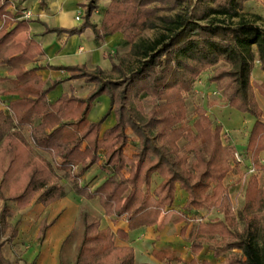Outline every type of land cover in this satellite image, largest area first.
<instances>
[{"label":"trees","instance_id":"obj_1","mask_svg":"<svg viewBox=\"0 0 264 264\" xmlns=\"http://www.w3.org/2000/svg\"><path fill=\"white\" fill-rule=\"evenodd\" d=\"M100 1L79 4L84 12L80 26L47 32L74 36L90 29L97 42L120 32L131 43L130 54L139 65L128 75L112 65L121 75L118 80L104 79L100 68L88 71L76 65L45 66L65 71L68 77L43 81L39 68L26 69L43 55L41 47L33 41L20 53L9 47L27 30V21L16 22L11 30L0 29V65L8 68L9 75L0 79V96H17L7 111H0V264H10L2 249L18 237L20 221L9 224L15 211L31 204L50 206L65 196L54 170L63 173L71 192L86 200L97 199L104 216L125 221L129 231L157 225L161 215L173 209L177 190L183 191L186 199L174 221L184 224L182 236L190 225L187 241L193 259L186 263L169 249L154 250L160 262L210 264L195 259L206 249L222 259L218 264H264V184L257 176L264 174L260 161L264 119L254 97L256 89L264 99V83L251 80L257 64L264 76V20L253 15L249 21L243 12L245 4L254 0H108L97 27L90 17ZM40 3L44 6V0ZM8 5L9 0H0V19L7 16ZM157 27L163 32L152 40H135L136 31ZM213 68L208 81L220 93V102L255 119L244 153L256 175L245 177L242 205L236 210L224 180L232 170H240L241 165L233 163L237 150L206 110L195 106L191 113L184 97L193 81ZM74 80L94 87L84 98L70 93L48 102L53 89ZM101 96L109 99V109L90 122L89 111ZM139 97H148L144 117L139 108L131 107L134 99L141 105ZM218 103L211 100L208 106ZM112 110L115 123L101 133ZM191 115L195 118L187 123ZM128 129L138 141L131 156L125 154ZM22 130L28 132L30 148ZM31 149L49 155L51 162L30 159ZM94 165L106 173V179L91 189L81 179ZM153 176L160 181L151 190ZM201 210H215L222 218H196ZM57 218L41 223L40 241ZM79 218L82 231L74 264H134L133 248L115 244L123 232L114 235L100 229V218L88 213Z\"/></svg>","mask_w":264,"mask_h":264},{"label":"rangeland","instance_id":"obj_2","mask_svg":"<svg viewBox=\"0 0 264 264\" xmlns=\"http://www.w3.org/2000/svg\"><path fill=\"white\" fill-rule=\"evenodd\" d=\"M264 0H254L245 4L243 12L245 18L249 21H253L252 16L257 15L264 20ZM98 9L94 11L90 17V22L95 24L97 27L101 25L102 18L104 15V10L109 6L108 0H102L98 2ZM81 8V7H80ZM79 15L81 17L80 21L76 23L78 26L82 23L83 9L79 10ZM162 14H167L163 12ZM173 14V13H172ZM257 24H261L258 22ZM77 26V27H78ZM163 32L160 27L153 29H145L136 31L134 34L138 36L135 40L139 39L152 40ZM105 41H110L112 44L113 53L105 52L103 57L111 63L109 70H102L103 78L109 80H118L121 75H128L131 71H134L138 65L139 60L130 54L131 43L127 41L123 35L118 32L113 35L104 38ZM104 40L102 42H104ZM112 65L116 66L121 70V75L118 71L112 69ZM88 71H94L96 68L94 66L86 67ZM98 68V67H97ZM215 68L207 70L200 74L192 83V90L185 94V101L189 111L195 106H202L210 118L215 124L221 126V133L228 134L233 142L230 141L232 145L235 146L236 150L243 152L244 163L241 164L239 172L232 170L224 180V185L228 187L230 192V197L236 210L242 205L244 187L246 183V178L248 177V169L251 166L250 157L247 153H244V143L247 140L248 134L252 125L255 121L254 117L249 114H244L234 107L228 105H223L221 101V95L215 89V87L208 81V77L214 72ZM259 76L262 81H259ZM251 80L253 84L264 83V76L258 66L255 65ZM71 86H64L65 93H74L75 96L84 98L93 89L92 84H87L82 80H75ZM102 97V96H101ZM106 97V96H105ZM254 97L258 104V107L262 110V118L264 119V99L258 94L256 89L254 90ZM148 97H139L141 105H137L136 99L132 100L134 104L131 105L133 108H139L140 113L144 117L148 112L149 107L146 105V100ZM108 100V98H107ZM211 100H218V104L214 106H208V102ZM108 102V101H107ZM110 104V102H109ZM109 107H106L102 99L99 97L96 99L88 114V121L96 122L102 116L106 114ZM7 111V110H5ZM111 118L115 119L113 110L109 112L106 120L101 125L100 132L104 131L106 124H108ZM194 116L191 115L187 120V123L194 120ZM127 134L130 138L127 147L125 148V154L131 156L137 146V138L133 135L130 129L127 130ZM22 138L24 140L25 146L30 148V141L28 139L27 130L21 131ZM30 159H38L40 157L44 158L47 162H51L49 155L33 150H30ZM260 161L264 165V153L260 154ZM94 170V174L98 175L94 180L92 173L90 171ZM58 177L60 183L64 185L66 189L65 196L59 201L51 204L50 206H43L41 204H31L26 210L15 211L12 218H9V224H13L15 221H20L18 237L12 242V244L5 246L2 249V254L4 258L10 264H30L35 261L34 264H73L76 254V249L81 237L82 226L78 216L82 213H88L89 215H94L102 218L100 207L96 201L93 200H81L76 196L71 194V186L64 177L62 172L53 171ZM81 179V184H87L93 187L94 184L102 182L106 179L104 172L98 171L96 165L92 166ZM88 174V175H87ZM128 171H124V175H127ZM260 184H264V174H257ZM246 177V178H245ZM159 178L157 176L152 177L151 190L159 183ZM176 202H180L179 193H177ZM1 204V201H0ZM175 213L179 205H174ZM168 212V211H167ZM60 213L58 220L50 226L42 241L39 240V231L42 222L49 223L56 214ZM70 216L69 222L64 226L62 231H59L57 225L61 222L65 216ZM196 218H201L202 220H212L214 218H222L217 211L213 210L206 212L205 210L197 211L195 213ZM71 230V233L65 241L64 238L67 232ZM204 249L199 256L201 258H210L211 264H217L222 259L212 258L209 256ZM204 252V253H203ZM206 252V254H205ZM210 254V253H209Z\"/></svg>","mask_w":264,"mask_h":264},{"label":"crops","instance_id":"obj_3","mask_svg":"<svg viewBox=\"0 0 264 264\" xmlns=\"http://www.w3.org/2000/svg\"><path fill=\"white\" fill-rule=\"evenodd\" d=\"M82 1L83 0H44V6H41L40 0H9L7 16L0 19V29L5 28L6 30H11L15 26L16 22L21 20L27 21V30L19 33L9 43V47L15 53H20L25 45L30 41L38 44L43 51V55L39 56L32 63L26 65V69L39 68L37 74L43 81L50 82L52 80L65 79L68 77V73L65 71H56L45 66L68 67L84 65L86 67H98L103 71L109 70L111 67V63L103 57L105 52L113 53V46L111 42L108 40H104V42L95 41L93 33L90 29H86L82 34L74 36H67L63 33L57 34L55 32H47V29H72L77 27L78 24L74 18L78 14L79 10L81 11L79 4ZM27 11L31 13V17L29 19H25L23 17V14ZM5 77H9L8 68L5 65H0V79ZM259 79V81H262L260 76ZM73 82L76 81H68L58 85L47 95L48 102L55 101L62 94H70L65 93L63 88L64 86H68L69 88ZM100 98L106 107H109V99L107 100V97L105 96ZM16 99L17 96H0V111L7 110L9 102ZM114 123L115 119L111 118L110 122L106 124L107 126H105L104 130L110 128ZM226 135L229 140L233 142L230 136L228 134ZM246 141L243 148L246 145ZM96 168L98 169L97 165ZM98 171L102 172L99 169ZM94 172L95 171L91 169L90 173H92V177L95 180L98 175H95ZM104 174L106 175V173ZM104 181L105 179L98 184H94L93 187H89L91 189H95ZM177 193H179L181 199L180 202H174V205H179V207L176 208L177 213H175L176 210L175 207H173V209L168 210V212L161 215L157 225L152 227H143L133 231L128 230V226L125 221H113V218L105 217L102 208L99 206L98 200L93 199V201H96L100 207L102 215V218L100 219V229H109L114 235L118 230L123 232L124 238L121 236L120 238H116L115 244L120 247L126 246L133 248L134 264H183L158 261L155 258L153 251L162 249H169L173 251L182 261L186 263L190 262L193 259V256L189 251L190 244L187 241V232L190 225L188 226L185 235L182 236L180 234V230L184 224L182 222L176 223L174 221L179 215L178 211L186 199V194L180 190H177L176 195ZM71 194L76 196L73 192H71ZM76 197L81 200H86L78 196ZM57 215L59 217L60 213L55 216ZM79 217L80 216H78V219H80ZM69 220L70 216L68 215L61 219V222L57 225L59 228L58 230L62 231ZM71 230L72 228L67 232L63 241L68 239ZM206 252H208L207 254L209 256L211 255L212 258L214 257L211 252ZM199 254L195 257L198 262L207 261L210 264L212 263L210 258H201Z\"/></svg>","mask_w":264,"mask_h":264},{"label":"built area","instance_id":"obj_4","mask_svg":"<svg viewBox=\"0 0 264 264\" xmlns=\"http://www.w3.org/2000/svg\"><path fill=\"white\" fill-rule=\"evenodd\" d=\"M23 17H24L25 19H29V18L31 17V13H30L29 11H27V12H25V13L23 14ZM74 19H75V21H77V22L80 21L81 17H80V15H79V13L75 16ZM233 163H234V164H240V165L244 163L243 157H242V155H241V153H240L239 151H236V152L234 153V155H233ZM247 173H248V175H256V172L254 171V169H253L252 166L249 167Z\"/></svg>","mask_w":264,"mask_h":264}]
</instances>
